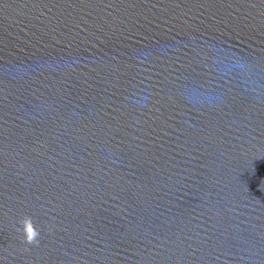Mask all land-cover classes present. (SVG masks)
<instances>
[{
	"label": "water",
	"instance_id": "95a60500",
	"mask_svg": "<svg viewBox=\"0 0 264 264\" xmlns=\"http://www.w3.org/2000/svg\"><path fill=\"white\" fill-rule=\"evenodd\" d=\"M0 264H264V0H0Z\"/></svg>",
	"mask_w": 264,
	"mask_h": 264
},
{
	"label": "clouds",
	"instance_id": "9594fccd",
	"mask_svg": "<svg viewBox=\"0 0 264 264\" xmlns=\"http://www.w3.org/2000/svg\"><path fill=\"white\" fill-rule=\"evenodd\" d=\"M213 53V56L215 55V51L214 50H210ZM235 67L244 68V64L243 63H236L234 65ZM185 98L188 100L189 103L193 104V106H195L196 104H203L204 101L206 100L209 104L212 102V100L214 99V97L212 96V94L210 92H203L200 91L198 87H194L191 89L190 94L189 93H184ZM203 98V99H201ZM145 100H147V97L144 98ZM142 106H146V104H143ZM75 115V113H74ZM111 157V153L109 152V158ZM113 163H115L116 161L113 160ZM30 217H23L20 221L19 224L21 225L20 228H17V231H21L23 232L24 229V225H27L26 228V233H27V240L29 243L35 242L36 238L39 235L38 230H35L33 228L32 223L30 222ZM15 227V225H13Z\"/></svg>",
	"mask_w": 264,
	"mask_h": 264
}]
</instances>
